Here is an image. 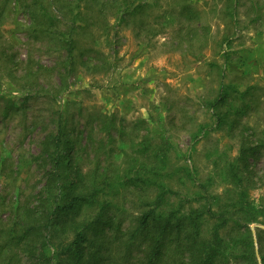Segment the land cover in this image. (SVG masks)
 <instances>
[{
  "label": "rangeland",
  "instance_id": "374dc122",
  "mask_svg": "<svg viewBox=\"0 0 264 264\" xmlns=\"http://www.w3.org/2000/svg\"><path fill=\"white\" fill-rule=\"evenodd\" d=\"M184 1L149 0L150 7L127 23L115 18L108 6L102 8L101 17L109 22L111 34L106 37L101 25L92 28L93 40L79 32L73 55L75 59L87 58L95 63L100 56L91 49H96L113 67L93 72L76 62L74 74L60 82L58 70L62 71L60 56L64 51L55 40L33 32L34 20L27 9L32 0H0V225L24 203L30 207L38 203L37 191L44 183L46 166L35 156L45 136L54 129L57 111L62 112L66 121L64 126L72 148H79H74L78 151L77 158L76 152L70 154L84 176L88 169L96 174L114 172L117 176L110 191L111 212L122 219L123 225H127L138 197L135 187L125 183L133 175V166L138 168L142 162L141 156L134 159L132 148L147 131L154 142L167 139L159 142L170 149L172 164L190 163L192 174L200 181L210 179L211 194L228 197L225 190L231 184L223 168L231 163L247 179L249 199L254 203L261 201L264 0H191L202 12L201 21L197 17L186 21L180 10ZM86 2H79L77 10L85 12ZM226 4V11H233L232 21L223 14ZM98 10L89 12L94 16L92 21L101 20L95 17ZM199 21L208 25L206 29L211 36L207 41L193 40L189 47L186 37L192 31L188 24L196 25ZM223 35L231 39L230 48L226 47V60L222 53L225 48L220 47ZM221 69L226 72L227 82L235 79V74H241L235 81L239 90H246L240 103L245 111L238 124L242 129L230 136L217 127L202 130L187 157L190 135L197 132L198 124L212 127L211 115L202 103L216 94ZM104 114L114 116L117 129H104L101 122ZM140 119L144 122L136 123ZM255 140L261 143L259 151L249 155L239 151L240 141L254 145ZM188 179L191 178L178 182L177 173L164 176L159 182L184 193L195 188ZM94 212L95 207L83 214ZM249 226L253 232L256 227L264 230L263 224ZM72 234L69 230L58 235L54 245L60 240L69 241ZM22 255L17 254L12 264H22ZM2 261L0 256V264L5 263Z\"/></svg>",
  "mask_w": 264,
  "mask_h": 264
},
{
  "label": "trees",
  "instance_id": "16d2710c",
  "mask_svg": "<svg viewBox=\"0 0 264 264\" xmlns=\"http://www.w3.org/2000/svg\"><path fill=\"white\" fill-rule=\"evenodd\" d=\"M81 1L84 0H32L27 5L28 14L34 20L33 32L50 41L55 40L64 51L60 56L62 71L58 70L60 82L74 74V67L79 62L80 66L93 72L113 67V63H107L104 54L96 49H91L100 56L95 63L87 58L75 59L73 55L79 32L93 40L92 28L101 25L106 37L111 34L109 22L101 17L102 8L108 6L115 18L127 23L151 5L149 0H86V11L82 12L77 10ZM226 7L227 4L223 14L232 21L233 11L228 13ZM94 8L99 9L95 17L100 21H92L94 16L89 12ZM180 10L186 21L196 17L201 21L202 12L193 5V1L185 0ZM64 18L70 21H63ZM200 21L196 25L188 24L192 31L186 37L189 47L193 40L204 38L207 41L211 36L206 29L208 25ZM110 40L109 44L113 41ZM230 40L223 35L220 47L225 48L222 49L225 60ZM111 44L113 46V42ZM240 75L235 74L236 81ZM235 79L227 82L226 72L220 70L216 94L202 103L211 115L212 127L204 128L198 124L197 132L190 135V145L185 151L187 157L200 139L202 130L217 127L230 136L242 129L238 124L245 111L240 103L246 90H239ZM56 114L54 129L45 136L42 148L35 156L46 166L44 183L37 191L38 203L33 207L24 203L0 225L3 264H12L17 254H23L22 264H264V230L256 227L253 232L249 226L253 223L264 225V197L259 203L249 199L247 179L242 177L235 164H225L223 171L231 186L225 190L226 199L218 198L208 190L210 179L200 181L192 174L190 163L182 166L172 164L170 149L162 147L159 142L167 139L159 138L154 142L147 131L132 148L135 150L134 159L141 156L142 162L138 168L133 166V175L125 183L135 187L138 197L127 225H123L122 219L111 212L110 191L117 176L107 171L96 174L92 169H88L84 176L74 161L78 157L74 148H79L71 146L62 112L57 111ZM101 122L104 129H117L113 115L104 114ZM133 127L135 129V125ZM118 136L122 137V131ZM254 142V145H247L240 141L239 151L246 155L259 151L261 143L258 140ZM73 151L76 158L70 154ZM177 173L178 182L190 177L188 180L194 190L181 193L159 182L162 177ZM94 207L96 212L83 214L86 209ZM69 230L73 233L71 239L66 242L60 240L54 245L58 235ZM14 250L19 253H13Z\"/></svg>",
  "mask_w": 264,
  "mask_h": 264
}]
</instances>
